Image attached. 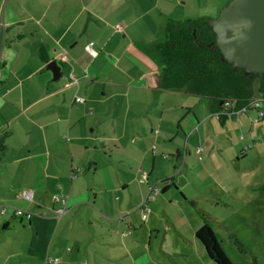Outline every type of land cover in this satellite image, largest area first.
I'll list each match as a JSON object with an SVG mask.
<instances>
[{
  "label": "crops",
  "instance_id": "obj_1",
  "mask_svg": "<svg viewBox=\"0 0 264 264\" xmlns=\"http://www.w3.org/2000/svg\"><path fill=\"white\" fill-rule=\"evenodd\" d=\"M159 1L0 0V206L16 197L34 213L0 216V264H98L99 249L85 248L96 240L100 264H123L149 187L193 201L176 178L207 177L214 147L230 148L227 164L246 156L250 147L237 153L231 141L254 122V108L235 109L233 100L234 113L219 118L210 98L163 88L156 45L167 20L179 19ZM263 116L254 123L264 125ZM18 188L33 200L14 196ZM55 194L66 200L59 216ZM65 239L73 252L58 251Z\"/></svg>",
  "mask_w": 264,
  "mask_h": 264
},
{
  "label": "rangeland",
  "instance_id": "obj_2",
  "mask_svg": "<svg viewBox=\"0 0 264 264\" xmlns=\"http://www.w3.org/2000/svg\"><path fill=\"white\" fill-rule=\"evenodd\" d=\"M230 1L160 0L157 7L163 12H174L172 17L175 19L203 17L208 20L215 18ZM263 104L260 102L262 107ZM261 127L264 125L252 122L251 126L243 129V132L239 129L234 131L236 135L234 140L241 136L243 138L239 146L232 139L231 150L238 149L239 153L240 147L246 145L250 147L246 150V156L239 161L225 163L222 156H230V148L221 147L219 150L214 147L211 153L213 159L206 171L207 177L198 170V178L191 179L188 176L176 178V181L177 179L180 181V184L178 183L180 190L189 199H193V205L188 200L182 201L180 193L173 187L160 192L156 184H153L151 187L158 189L157 193L151 192L147 201L141 199V203L145 201L147 207L144 210L145 219H141L140 222L141 228L135 230L138 232L135 237H139L135 244L136 248H131L128 256L119 258V263L215 264L206 256L202 245L194 236L197 227L206 221L212 226L221 250L232 264H264V128L260 130ZM259 138L262 142H259ZM1 142L0 139V145ZM164 181L161 179V182ZM22 190L16 189L14 196L20 194ZM146 197L147 195L144 198ZM10 205L25 209L22 200L16 197ZM139 206L140 204L138 209ZM10 211L11 208H8L7 214ZM137 218H141L140 209ZM96 224L100 226H94L95 232L104 230L107 235L109 234L105 226ZM119 229V232L125 233L124 229L120 227ZM229 234L239 239L242 248H237L233 244L228 237ZM99 242L100 240H96L94 245L87 244L85 247L88 251L99 249L98 264L103 260L100 252L102 245ZM66 248L70 249L65 251L69 253L75 250L71 240L60 241L58 251L62 252ZM92 261L95 264L94 260Z\"/></svg>",
  "mask_w": 264,
  "mask_h": 264
},
{
  "label": "trees",
  "instance_id": "obj_3",
  "mask_svg": "<svg viewBox=\"0 0 264 264\" xmlns=\"http://www.w3.org/2000/svg\"><path fill=\"white\" fill-rule=\"evenodd\" d=\"M156 50L162 65L163 88H184L189 93L210 98L220 110L227 99L235 101V109L248 107L255 93L264 101V73L233 67L225 61L206 18L167 20ZM166 188L168 186L162 191ZM190 203L194 204L193 201ZM194 236L213 263L232 264L221 250L208 222L197 227ZM228 237L237 248H242L235 235L229 234Z\"/></svg>",
  "mask_w": 264,
  "mask_h": 264
},
{
  "label": "water",
  "instance_id": "obj_4",
  "mask_svg": "<svg viewBox=\"0 0 264 264\" xmlns=\"http://www.w3.org/2000/svg\"><path fill=\"white\" fill-rule=\"evenodd\" d=\"M207 21L225 61L233 67L264 73V0H231ZM47 67L56 79L57 64L52 61Z\"/></svg>",
  "mask_w": 264,
  "mask_h": 264
},
{
  "label": "built area",
  "instance_id": "obj_5",
  "mask_svg": "<svg viewBox=\"0 0 264 264\" xmlns=\"http://www.w3.org/2000/svg\"><path fill=\"white\" fill-rule=\"evenodd\" d=\"M86 50H89V47L86 46ZM74 100L76 102H81L82 99L80 97H75ZM260 102H264L262 99H254L252 100L249 104L248 107H243L242 109L245 110L249 107H252L255 109L256 111V117L253 119L254 122L259 121L260 118H262V116L264 115V105L263 107L260 105ZM233 101L230 99L224 100L223 104H222V109L218 112V115H228L229 113H234L233 111ZM227 110L230 112L228 113ZM156 132V130H155ZM202 151V148L200 146H197L195 148V153L199 156L200 158V153ZM146 172L142 171V176L143 178H146ZM158 189L156 188H152L149 187V191L147 194V197L145 198V201H147L149 199V194L151 192L153 193H157ZM17 197L22 198L28 202H31L33 200L32 198V191L30 190H22L20 192V194L17 195ZM52 200L53 201H57L59 203H61V206L59 208L56 209V216L61 215L62 213L65 212V198L63 196L60 195H53L52 196ZM145 201H143L140 206V212H141V219H145V213L144 210L146 209L147 205L146 203H144ZM7 210V206L6 205H1L0 206V216H3L6 213ZM11 212H12V216L16 217V218H21V219H25V220H31L34 217V213L31 212L30 210L27 209H21V208H17V207H11ZM59 260L57 258H47L45 259L44 264H58Z\"/></svg>",
  "mask_w": 264,
  "mask_h": 264
}]
</instances>
